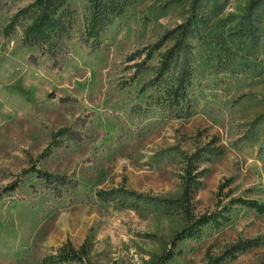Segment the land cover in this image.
<instances>
[{
    "label": "rangeland",
    "instance_id": "rangeland-1",
    "mask_svg": "<svg viewBox=\"0 0 264 264\" xmlns=\"http://www.w3.org/2000/svg\"><path fill=\"white\" fill-rule=\"evenodd\" d=\"M32 1L5 0L0 26ZM89 4L76 0L79 16L62 70H52L46 57L39 66L29 63L34 49L22 47V28L0 37L1 188L48 147L53 132L89 119L79 127L82 141L67 140L38 163L75 178L77 190L59 201L42 180L26 175L17 191L3 195L0 264H43L67 240L77 248L89 244L86 264L264 261V244L233 250L241 239H264V212L232 203L242 197L264 204V0H137L104 33L108 46L98 51L80 40ZM170 49L180 54L175 65L187 55L197 68L199 105L138 139L119 140L123 128L137 131L141 123L114 108L149 103L151 92H139L145 75L132 78L138 64L158 65ZM64 97L71 100L62 103ZM214 136L219 140L212 144ZM220 145L225 150L212 162L194 159L209 170L193 212L230 206L232 218L219 228L207 226L199 238L174 242L185 218L178 204L164 199L181 197L189 156ZM116 189L108 201L96 194ZM166 252L172 257L162 260Z\"/></svg>",
    "mask_w": 264,
    "mask_h": 264
},
{
    "label": "trees",
    "instance_id": "trees-1",
    "mask_svg": "<svg viewBox=\"0 0 264 264\" xmlns=\"http://www.w3.org/2000/svg\"><path fill=\"white\" fill-rule=\"evenodd\" d=\"M136 1L89 0V13L84 19L81 42L92 51L105 50L108 44L103 41L104 33L110 30L118 18ZM5 5V0H0V15L4 12ZM78 16L79 9L76 0H33L29 4L18 8L10 15L7 22L0 26V37L4 39L11 38L18 28H22V47L34 49V52L29 55V63L33 66H39L40 58L46 57L50 60L49 66L52 70H62L70 56V46L74 39V29ZM176 51V49H170L166 52L158 65H149L148 68H144L141 67V64H138L132 78L137 80L140 76L145 75V82L140 86L139 92L143 94L150 91V99L146 106L132 104L131 108L124 110L123 107L127 105L125 103L118 104L114 108L115 111H128L132 121L137 118L141 123V125L137 124L139 127L137 131L123 128L119 140L138 139L151 127L173 118L188 117L195 112L199 103L195 97L194 88L199 72L191 61L186 59L187 55L180 67L175 65V62H179L180 59V54ZM150 56H152L151 53ZM127 84L126 82L123 90ZM112 88L113 86H110L109 91L114 93L115 91ZM62 100V103H64L71 99L68 100L67 97H64ZM260 118L264 119V114ZM88 120L86 118L84 121L80 120L81 122L76 121L77 123L75 122L72 126H64L53 132L48 147L37 157L31 155L29 167L17 174L11 183L3 188L0 187V200L4 194L10 195L17 191L23 182V177L26 175H35L42 180L46 187L51 188L54 197L59 201L77 190L78 182L75 178L44 169L38 163L51 157L56 149L63 146L65 141H82L84 132L79 127H85ZM218 140L219 138L214 136L211 142L214 144ZM204 150V156L199 151L187 159L185 174L182 176L183 191L181 197L179 199H164L166 203L178 204V207L182 208L185 218V226L177 232L173 239L174 242L199 238L204 234V228L207 226L219 228L227 224L232 218L233 207L230 209V206H225L224 210L202 215H196L193 212L195 192L201 187V179L209 170L207 167L200 170L201 165L196 162H212V157L220 156L225 149L220 145L214 148L207 146ZM195 158L196 162H194ZM223 186L221 185L220 189ZM118 191L119 189L98 190L96 194L101 200L108 201L113 199L114 194ZM126 192L143 197L134 191ZM236 202L259 212H264V204L255 199L239 197L232 200V203ZM261 244H264L263 238L241 239L233 246V250L247 251L259 247ZM89 251L90 247L87 242L82 243L77 248L71 240H67L56 254L45 257L43 264L65 262L86 264ZM171 257V253L166 252L162 260ZM257 264H264V261Z\"/></svg>",
    "mask_w": 264,
    "mask_h": 264
}]
</instances>
